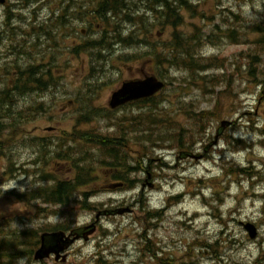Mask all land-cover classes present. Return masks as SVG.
I'll list each match as a JSON object with an SVG mask.
<instances>
[{"label":"rangeland","instance_id":"obj_1","mask_svg":"<svg viewBox=\"0 0 264 264\" xmlns=\"http://www.w3.org/2000/svg\"><path fill=\"white\" fill-rule=\"evenodd\" d=\"M26 2L6 0L3 5L0 4V37L3 38L0 53H6L7 50V32L4 26L5 11L8 10L6 5H9L14 16L13 26L17 27L11 31L12 36L25 45H16L15 49H10L15 53L14 68H25L29 64L27 59L36 57L43 50L42 47L30 48L23 41L33 42L38 36H29L22 30L33 27L31 15L24 10ZM188 2L195 5L198 15H192L187 9L181 11L184 23L177 31L185 36L193 34L192 25L206 36L212 31L221 34L220 30H240L238 23L264 20V0ZM36 5L35 2L29 3V9H36ZM141 13L146 16L144 12ZM200 14L203 15L199 16ZM116 23L123 38L135 33L130 44L118 42L115 51L111 47L106 51L109 62L104 66L100 67L95 61L88 64L87 58L79 57L70 67L62 70L57 61L58 68L54 66L52 74L62 79L59 80L60 83L46 85L48 94L56 98L51 102L55 107L53 109L51 104L53 114H48L44 106L38 112L25 110L27 105L24 102L35 100L38 94L36 90H26L25 93L29 96L24 93L16 98L15 109L23 110L24 116L28 111L30 118L23 119L21 116L17 119L20 115H12V118L17 119V123L12 124V129L18 127L22 131L15 133L14 143L11 144L15 151L12 173H6L7 158L0 159V236L11 234L14 230L17 233L67 223L70 224V231L85 228L95 222V230L85 238L80 237L70 247L66 262H55L51 258L42 264H99L100 259V264H165L168 261L170 264H264L263 201L251 196L253 191L260 196L264 193V90L263 85L253 82L246 75L247 54H258L260 63L264 65V53L251 50L249 43L235 44L227 36L216 38L218 34H215L210 42L198 50L202 53L204 62L211 63L212 66L204 71L197 70L191 76V72L184 68L160 65L157 60V53L163 50L164 43L173 40L175 30L172 26L162 29L156 26L153 14L144 17L147 28L145 34L139 25L127 22L124 17ZM41 40L47 44L46 38ZM151 45H154L155 52L150 51ZM20 48H24L23 54L18 56ZM37 56L40 58L41 55ZM94 59L97 60L96 55ZM2 62L0 60V64ZM43 62H47L45 58ZM93 65L95 68L92 70ZM238 65L240 70H237ZM105 70V75L98 80L102 83L99 89L96 90V86L85 88V80L91 76H101ZM130 70L134 71L132 74L136 78L140 71L150 75L161 73L167 86L157 95L155 107H160L162 114L171 119L170 124L160 128L161 131L168 128L172 135L177 134L178 140L165 142L161 147L147 143L151 153L142 161V171L131 170L132 173L128 176L132 181H127L128 188L117 191L103 190L107 181H112L111 174L106 166L98 164L102 155L93 156L96 161L92 166L97 163L96 175L92 176L91 182L81 191L87 190L88 203L103 205L95 207V210H86L74 202L67 208L38 207L41 205L22 202L19 197L21 194L44 184L40 180L44 169L60 179L71 177L70 171H67L69 163L62 161L58 166L54 160H49L47 164L33 163L36 156L30 153L32 148L26 139H35L42 134L38 128L54 126L58 122L60 131H70L71 127L76 126L83 131L94 128L101 133L110 131L113 136L118 137L120 133L126 137V118L139 117L145 110H149L127 108L114 114H106L107 111L96 112L88 117L86 123L76 124L78 115L75 114L80 109L77 97L93 96L96 97L94 105L108 106L111 92L123 79L130 77ZM12 72L10 70L11 75ZM204 76L209 77L208 83L202 79ZM7 79L8 75L5 73L0 82H6ZM71 100L76 103L70 105ZM80 103L88 107L90 100L84 99ZM64 105L69 106L66 112L62 109ZM218 107L220 118L211 116L203 123H199L195 117L192 119V113L215 111ZM194 121H197L196 124ZM223 121L233 124L224 125L221 129ZM136 125L138 129H142L137 119L129 128L133 129ZM6 134L7 131L0 135V141L5 140ZM130 134L133 137L135 133L131 130ZM229 136L246 142L231 143ZM33 142L36 143L32 140ZM190 145L192 150L186 147ZM83 152L85 148L80 155ZM92 152L96 153L95 150ZM191 152L203 157L194 160L188 155ZM126 153L131 160L142 157L141 143L132 140ZM234 165L248 168L247 171L253 173L252 180L235 176L238 182H234V173H231ZM251 183H254L253 188ZM174 196L178 198H171ZM75 200L78 201V198ZM141 200H144V206ZM238 204L241 207H236ZM39 209L44 210L40 212ZM96 209L101 212L124 211L116 215H99ZM144 210L152 213L147 215ZM238 221L253 224L258 231L257 238L250 239ZM87 231L88 229L83 232ZM145 237L148 241H145ZM147 246L149 249H146ZM27 252L24 247L19 249L18 254L23 257L29 255ZM153 253L157 255V262L150 259L155 258ZM18 264H30V261H20Z\"/></svg>","mask_w":264,"mask_h":264},{"label":"trees","instance_id":"obj_2","mask_svg":"<svg viewBox=\"0 0 264 264\" xmlns=\"http://www.w3.org/2000/svg\"><path fill=\"white\" fill-rule=\"evenodd\" d=\"M158 3V12L156 17V26L165 28L166 26H172L175 30L173 33V40L170 43H164L161 51L157 53V60L160 65H168L169 67H177L184 68L187 71L191 72V76L195 74L197 70L204 71L207 68L211 67V63L204 62L202 57V53H199L201 47L206 43L210 42L213 37H215L214 31L206 34V36L198 29L196 26L193 27V34L190 36H185L177 31L178 27H182L184 23V17L181 14V11L184 9L190 10L192 15H198L195 5L193 3L188 2V0H157ZM110 6H105L104 4H99L97 6V11L101 13H105L106 10L116 13L118 17L115 19L116 21H120L122 16V12L119 9L122 4L117 0H111L108 3ZM149 9L153 10L152 1H148ZM120 11V12H119ZM196 12V13H195ZM110 13V14H111ZM203 15V14H202ZM201 14L199 16H202ZM127 22L133 23L141 27V30L145 34L147 28L144 24V16L138 17H129L123 16ZM237 18V16H234ZM108 19L106 20V22ZM115 21V23H116ZM117 24V23H116ZM113 21L109 22L105 28V31L101 34L100 37H97V40L92 43L91 49H94V55H96L97 60L95 61L98 65H104L107 62V56L102 55L103 51H108V49L112 45V40L116 39L117 42L124 43L126 45L130 44V40L132 39V35H128L123 38L120 32L117 30L118 27H114L113 29ZM237 28H231L227 30H220V36H227L229 39L234 40L235 44H239L241 42L249 43L251 45V50L259 51L264 53V20L263 21H255L252 23H238ZM36 31V29H35ZM152 48V49H151ZM150 51L155 52L154 45L149 47ZM247 72L246 75L253 79V82L257 84L263 85L264 90V65L260 63V59L258 54H247ZM94 67V65H93ZM95 68V67H94ZM234 68L235 65H234ZM16 76H15V86L18 92L24 90L26 83H23L22 79L25 75H34L31 71H34L32 67L29 65L25 68L15 66ZM31 70V71H30ZM95 70V69H94ZM237 70H240V66H237ZM104 74V72H103ZM158 77H162L161 73L156 74ZM209 77H202V79L207 80ZM252 81V80H251ZM157 97H151L148 99L138 100L133 103V105H129L131 107L127 108H136L135 110H145L149 108V110H145L141 116H129L130 118H126L128 122V126L126 127L127 136L124 137L119 133L120 136H113L111 134L101 135L98 131H94L93 135L79 133V139L83 140V144L80 146L79 151L77 152V158L71 159V152L63 154L62 160L71 163V166L75 170V177L70 180H58L52 177L54 182L44 183L41 186L31 190L28 193H23L20 195V199L27 204L31 203H39L40 205H45L46 207H56V208H67L70 203L74 202L79 204L80 207L86 210H95V207H98L97 204H90L87 202L86 197L87 193L81 191V188L85 187L92 180V176L96 173L97 163L92 166V163L96 160H93V156H101V159L98 164L101 166H106L107 169L113 171L112 177L113 179H123V181H132L129 180V174H131V170H141L142 171V161L145 157H147L151 152L149 150V146L147 143L155 144L158 147L163 146L165 142L168 141H177V134L171 133L169 129H165L161 131L162 126H166V124H170V117L162 114V109L160 107H155V101ZM219 99V98H217ZM216 106V105H215ZM126 108V109H127ZM94 113H84L80 114L77 118V123H86L89 116H92ZM106 114H114L111 112H106ZM23 116V115H22ZM213 116L214 118H220L219 107L216 108L215 111L202 110L199 113H192V119L196 118L199 123H203L204 120H209ZM21 116H19L20 119ZM23 119H26V116H23ZM16 118H12L11 115L3 114L0 110V135L7 131L9 139L5 138V140L0 141V157L4 154V149L7 147L8 143L11 140L15 139V133L22 132L20 128H16L13 130V126ZM137 122L142 129H138L136 125L133 129L129 127L132 126L133 122ZM167 119L169 121H167ZM197 121H194L196 124ZM17 123V122H16ZM122 125V122L119 123V126ZM21 127V126H20ZM13 130V132H12ZM133 131L134 136L132 137L130 131ZM138 132V133H136ZM180 136V135H179ZM229 141L234 143V139L229 136ZM135 143H141V152L142 157L140 156L138 159L131 160L129 155L126 153V148L131 141ZM124 141V143H122ZM238 144L245 143L242 140H236ZM93 144V145H92ZM120 146L122 151H120ZM123 146H125V152H123ZM187 149L191 148L190 146H186ZM85 148V152L80 155L82 150ZM92 150H95L96 153L93 154ZM98 154V155H97ZM95 159V158H94ZM151 161V159H149ZM13 162L9 160L6 169L7 173H10L12 170ZM242 172L243 170L238 169L236 172ZM94 172V173H93ZM234 173V170L231 173ZM43 175V174H42ZM45 177H50L48 175H43ZM49 182V181H47ZM80 197H83L81 200ZM78 198V201L75 200ZM142 206H144V200H141ZM42 207V206H38ZM44 209H39V211H43ZM97 211V209H96ZM146 210H144L145 212ZM147 215H150L152 211H146ZM60 213V212H59ZM62 215V214H61ZM63 216V215H62ZM70 227V224L67 223L63 226L60 224H55L50 227L39 228L37 230H22L16 233V230L12 231L11 234H4L0 236V264H18L21 260H18L20 256H17L20 248H24L28 250L29 256H32L33 252L40 245V234L44 232H53V231H67ZM144 239V236H143ZM145 241H148V238L145 237ZM149 244V242H148ZM147 244V245H148ZM146 245V242L144 243ZM146 249H149L147 246ZM156 259L157 255H153ZM99 264L102 262V259L98 260ZM142 262V260H140ZM171 262H166L165 264H170ZM180 264H187L185 262H181ZM188 264H193L192 262Z\"/></svg>","mask_w":264,"mask_h":264},{"label":"flooded vegetation","instance_id":"obj_3","mask_svg":"<svg viewBox=\"0 0 264 264\" xmlns=\"http://www.w3.org/2000/svg\"><path fill=\"white\" fill-rule=\"evenodd\" d=\"M111 0H28L26 2L27 7L24 10H27V13L31 15L32 21L31 23L37 24V25H43L40 34L35 37V40L33 42H27V40H23L27 45L31 47H42V51L44 53V58L46 63L43 62L44 58H39V65L43 66H51L52 68L56 66L58 68L57 61L60 62V66L62 70L68 68L71 66L73 61L78 59L79 57H85L87 58L88 64L91 63V61H94V49H91L92 43L96 41L97 37H100L101 34L105 31L106 26L109 22L113 21V29L116 27L115 19L118 17L116 16V13L118 12H112L106 10L105 13L98 12L97 6L98 3L104 4L105 6H110L108 3ZM122 4V6L119 8L122 16H129V17H139L143 16L141 13L142 11L146 14V16H150V14L154 15V18H156V11L157 8L153 7V10L149 9V4H143V0H117ZM37 3L36 6H38L34 10L29 9V3ZM150 2V0H149ZM155 3V6L157 5V0H153ZM154 6V5H153ZM6 8L8 10L5 11V17L4 20V26L5 30L7 32L6 39H7V45H6V53H0V60H2V64H0V79L4 78V74L6 73L8 75V79L6 82H0V110L3 112V114L6 115H20L22 116L24 111L20 110L17 111L15 109V102L16 98L18 96H23V94L26 92V90H32L38 92L36 95L35 100L32 102H24L27 107L25 110L32 111V112H38L39 109L43 110V106L46 109V112L48 114L52 113L51 108V102L52 100L56 99L50 96L48 94V89L46 88V85L48 84H55L60 83L59 80L62 79V77L59 76H48V75H42L40 72V75H29L24 76V80L26 81V86L24 87V90L21 92H18L16 90L15 86V75H14V69H13V61L15 59V53L11 52V48L15 49L16 45H20L22 43L17 42V40L14 39L12 36L11 31L17 27H14L13 24L14 21L12 20V15L10 11L9 5H6ZM119 11V12H120ZM136 11V12H135ZM111 13V15H110ZM144 16V17H146ZM143 17V18H144ZM108 21L106 22V20ZM156 25V23H155ZM95 26V29H94ZM118 31H119V26ZM24 33L31 36V31L34 29H22ZM110 31V30H109ZM158 34V33H157ZM36 36V34H32ZM41 38L47 39V44L42 42ZM2 37H0V43L2 41ZM19 41V40H18ZM113 43L111 45L112 51H115L117 48V40H112ZM153 44V43H152ZM25 46L24 44H22ZM25 48V47H24ZM21 49V48H20ZM19 49V50H20ZM103 53L106 55L107 53L103 51ZM122 56V55H119ZM11 58V59H10ZM108 62V58H107ZM106 62V63H107ZM10 70H13V74H10ZM93 70V69H92ZM101 76H91L89 79L85 80L86 87L89 89L90 87L96 86V90L99 89V87L102 85V83H99L98 80H100L104 75ZM134 71L130 70V77L127 79H123V81L127 80H134L137 79L135 75H133ZM147 74L144 71H140L139 77ZM39 81L41 84L37 85L35 84V81ZM51 88H56L55 86H50ZM47 89V90H46ZM117 90V87L111 92V94ZM26 94V93H25ZM26 96H28L26 94ZM84 99H89L90 104L88 107H84L80 101L82 102ZM96 97L93 96H86V97H77V101L79 102L80 109L77 110L78 112L75 115L84 114L86 112L90 113H96V112H111V113H117L120 110H124L127 108V105H133L134 102H130L128 104H125L124 106H121L117 109H110L108 106L104 107H98L93 104ZM75 100H71L69 102L70 105H73ZM53 109H55L54 104H52ZM63 111L66 112L69 109V106L64 105ZM28 111H26V117L30 118V115H28ZM24 116V115H23ZM26 118V119H27ZM37 130L41 131L42 134L37 135L35 139H26L29 144V147L32 148V152L36 156V160L33 162L34 164H37L38 162H46L48 163L49 160H54L55 165L58 166V164L62 163V157L64 153H67L68 151L71 152V159L77 158V152L79 151V147L83 144V140L79 139V130L77 127H73L70 131L61 130L60 131V125L58 122L55 123L54 126H47L45 128H38ZM94 128H90L87 131H82V133L85 134H94ZM25 139V137H24ZM23 139V141H24ZM33 141H36L32 143ZM13 142H9V144L6 147V150H4V154L0 158H7V160L14 161V146L11 145ZM124 143V141H122ZM93 145V144H92ZM27 147V146H26ZM28 148V147H27ZM94 151V150H92ZM120 151H122V148L120 146ZM123 152H125V146H123ZM10 153L11 155H8ZM66 163H70L65 161ZM245 170V171H244ZM241 173H236L234 171V182H238L235 180V176L245 178L246 180L250 179L252 180L253 174L248 169H244ZM67 171H72V167H69ZM112 173L113 171L110 170ZM48 175L50 177H45L43 175ZM40 175V180H42L44 183H50L54 182L52 180V174L50 172H47L46 169H44V172ZM52 176V177H51ZM58 180H61L58 177H55ZM70 180V179H66ZM49 181V182H47ZM264 182V179H263ZM120 184L122 185V188H114L115 185ZM254 183H251V187L253 188ZM127 188V184L125 181L119 179L115 181H107V183L104 185L103 190H109V191H117L119 189ZM30 192V191H28ZM252 197L255 199H261L263 201V207H264V193L262 196L258 195L254 191L252 192ZM247 197H249L247 195ZM241 204V203H240ZM238 204L236 207H241V205ZM238 213V212H236ZM240 225L244 224V221H238ZM68 254V251L66 252ZM17 256H20L17 254ZM34 254L32 256L25 255L23 257H19L18 260L21 261H30V264H38L34 262ZM51 259V257H50Z\"/></svg>","mask_w":264,"mask_h":264},{"label":"water","instance_id":"obj_4","mask_svg":"<svg viewBox=\"0 0 264 264\" xmlns=\"http://www.w3.org/2000/svg\"><path fill=\"white\" fill-rule=\"evenodd\" d=\"M0 2H2V0H0ZM163 87V82L159 81L155 76H147L142 80L124 82L121 88L113 93L110 101V107L114 109L129 101L151 97L159 92ZM224 125H229V123L222 122L221 129ZM123 211L124 210H106L102 211V214H121ZM95 228V224L92 223L85 228H81L83 230L75 229L70 231L69 234H66L63 231L43 233L40 236V246L34 253V259L36 261H43L49 258L50 255L54 254V259L56 261L61 259V261L64 262L67 258L64 252L68 250L80 237L85 238V236L93 232ZM87 229V232H83ZM244 229L248 233L250 239H255L257 237V229L253 224L248 223L244 225Z\"/></svg>","mask_w":264,"mask_h":264},{"label":"bare ground","instance_id":"obj_5","mask_svg":"<svg viewBox=\"0 0 264 264\" xmlns=\"http://www.w3.org/2000/svg\"><path fill=\"white\" fill-rule=\"evenodd\" d=\"M149 1V0H148ZM136 12V11H135ZM143 12V11H142ZM139 16V15H138ZM34 26V29H36V31H41V29H42V26L43 25H37V24H34L33 25ZM135 33V32H134ZM134 33H132L131 35H133ZM96 40H97V38H96ZM112 43H113V41H112ZM37 48V47H36ZM24 48H22V49H20V51H21V53L19 54V52H18V56H20V55H22L23 54V50ZM117 49V48H116ZM152 49V48H151ZM41 51V50H40ZM37 55H41L40 57H43L44 58V53H43V51H41L40 52V54H37ZM36 55V57L35 56H31L30 58H28L27 60L29 61V67H32L33 69H36L37 71H39L42 75H48V76H52L53 74H52V72H53V70H54V68H52L51 66H47V65H44L43 64V66H40L39 65V63H38V56ZM36 63H38V64H36ZM27 65V66H28ZM26 66V67H27ZM13 69H14V73H15V76H16V70H15V68L13 67ZM31 71V70H30ZM31 73H33V74H35V75H40V74H38V73H36V72H34V71H31ZM25 76H29V75H25ZM54 76V75H53ZM56 77H57V75H55ZM23 81V83H26V81L24 80V77H23V79H22ZM35 84H37V85H40L41 83L39 82V81H35ZM55 89H57V88H55ZM28 96H29V94L28 93H26ZM121 111H123V110H120L119 112H121ZM118 112V113H119ZM99 133V132H98ZM99 134H101V135H108V134H111L112 135V133H110V131H108V132H106V133H99ZM113 134H115V133H113ZM237 140H240V139H237ZM94 154V153H93ZM238 169H241L240 167H237ZM71 174V177H69V178H67V179H73L74 177H75V174H73V173H70ZM54 178L55 177H57V176H53ZM99 211L101 212V210H97V212L96 213H99Z\"/></svg>","mask_w":264,"mask_h":264}]
</instances>
